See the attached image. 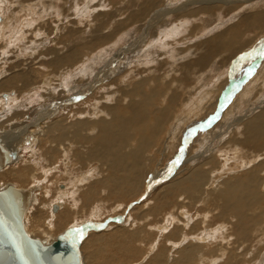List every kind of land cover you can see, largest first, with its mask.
Listing matches in <instances>:
<instances>
[{
    "label": "bare ground",
    "instance_id": "6f19581e",
    "mask_svg": "<svg viewBox=\"0 0 264 264\" xmlns=\"http://www.w3.org/2000/svg\"><path fill=\"white\" fill-rule=\"evenodd\" d=\"M14 1L15 4L21 5L20 11L27 15L22 18L21 24L30 23V20L36 21L40 14L44 19V15L51 13L48 4L52 2H55L53 8L57 7V15L62 10L60 13L64 11V16L72 19L62 33L56 32L58 34L50 36L47 46H42L43 50H38L39 47L35 45L25 47L26 52L31 51L34 56L29 57V60H16L15 64L10 66L11 73L7 74L3 72L5 66L1 61L4 60V48L11 45V32L3 30V25L0 26V93L10 91L17 94L13 111L0 114V125L5 129L0 130V136H8L15 142L5 143L0 137V146L12 152L11 159L0 170L5 166L14 165V176L20 182L36 181L38 176H44V179L41 177L43 181L38 182L40 186L31 182L32 186L23 188L20 185L18 187L16 181V185L10 183L15 188L29 191L28 201L22 212V227L25 214L30 212L40 194L46 216L42 221H38L35 227L37 229L34 230L46 236V231L50 232L61 225L60 230L50 238H38L28 234L30 228L28 229L27 225L25 233L31 238H38L44 244H49L64 229L84 225L76 236L79 247V238L89 230L91 231L88 237L91 233L93 236H99L92 231L95 228H89L95 223L96 228L101 227V224L95 221L105 218L103 214L107 210L115 215L120 209L123 210L131 199L136 203L128 206V209L131 208L129 218L126 217L119 223L121 218L111 217L112 221L118 224L113 225L109 221L107 228H115L116 231L105 237H98L102 244L105 240L110 243L111 239L116 246L115 250L122 253L125 259L139 255L140 250L136 244L139 245L149 236L153 240V233L156 232L153 245L148 246L151 251L146 255L143 253L145 257L141 258V262L136 261L137 264H254V259L259 251H262L259 245L264 246V83L260 84L261 73L252 83L256 89H252V92L246 90L247 93L244 91L242 94H252L247 95L250 98L247 107H253L257 102L261 104L258 110L250 108L247 117H240L243 111L239 113L237 110L236 121L233 116L237 112L231 115V111L237 107L242 110L239 107L243 103V100H236L241 95L236 96L222 117L220 116L221 120L207 132L219 129L218 131L210 136L197 133L199 138L196 139L195 146L199 142L204 143L205 138L215 141L210 145L208 153L187 157L185 162L179 163L181 166L176 172L175 166L174 171L167 175L170 167L168 166L160 179L156 176L159 172L157 168H163L164 162L169 159V152L177 146L176 143L181 142L186 127L192 128L191 125L204 119L215 107L214 101L210 109H207L209 98L206 94L213 86L208 82L213 69L223 72L230 60L246 49L252 43L251 39H256L258 33L263 31L264 0L249 1L245 2V5L236 4L229 8L227 13L232 9L236 10L231 11L232 15L227 24L237 19L228 26L220 22L224 16L221 15L220 5L230 1L222 3L219 0L221 4L217 5L216 2L204 3L199 0L204 4L197 7H194L193 2L190 5L194 8L189 6L191 9L177 15L173 20L168 19L156 25L153 36L150 35L152 40L146 47L138 48V41L143 42L147 29L151 28L154 25L153 20L157 19L155 14L151 13L155 8L164 5L166 0H104L94 6L84 4V8L79 6V10L66 1ZM89 1L91 0H87ZM34 2L38 3L39 8L34 7ZM103 7L107 9L97 11V8ZM167 9L171 8H166L156 15L168 11ZM35 13L36 17L38 14L37 18L33 17ZM150 14L151 22L145 24L147 15ZM76 17L79 18L76 20ZM183 20L189 22L190 26L181 28L188 24L183 25ZM59 24L62 26L61 22ZM51 26L53 28V25ZM206 26L209 27L208 30L205 29ZM140 30L141 36L132 38L133 47L137 50L134 54L138 56L134 59L135 66L121 71L118 65L108 64L113 65L115 71L110 73L107 79L104 78L107 83H102L101 89L91 97H86L87 100L84 99L79 104L74 102L75 105L70 106L74 100L80 98L81 90L88 87L86 85L91 81L90 71L93 70L86 71L88 66H85V61H100V55L103 57L104 53L123 37H135ZM202 30H206L208 36L196 39L195 36ZM183 31L186 32L185 39L179 40L183 45L179 47L176 38L178 35L174 34L178 32L181 35ZM21 32L23 33L22 30ZM49 32L51 33V29ZM15 33L17 34V30ZM171 42L178 48L176 58L170 46ZM17 48L19 52L21 49ZM34 52L38 54L35 55ZM143 55L144 58L140 59ZM241 58L243 59V56ZM44 96L55 99L51 110L46 108L44 111L41 107V112L36 110L37 115H33V119L29 121L26 116L22 117ZM192 114L197 115L198 118L194 116L197 120L191 121ZM21 117V122L13 121L11 124L13 119ZM9 127L13 131H10ZM220 131L222 134H219ZM30 132L36 135L35 140ZM217 132L218 135L215 136ZM22 138L24 142L30 143L29 148H25V152L22 149L24 153L19 155L15 148ZM31 138L34 141H31ZM48 174L53 177L50 184L44 182ZM159 182L164 183L158 187ZM35 187L38 190H35ZM147 196L151 198L148 199ZM80 203L89 205L87 215L91 216L89 218L92 222L78 224V217L70 216L71 212L80 208ZM65 204H68L70 209L66 208ZM53 206L56 208L53 209ZM193 208L196 210L192 212ZM213 219L216 221L212 222ZM93 239L96 240L95 237ZM255 242L257 245L259 243L256 245V248L259 247L257 251L251 249ZM102 244L94 249V260L99 258V254L110 259L105 250L107 245ZM116 258L119 263L124 262L122 256ZM107 259L103 262L97 260L94 264H110ZM80 260L82 264L81 252Z\"/></svg>",
    "mask_w": 264,
    "mask_h": 264
},
{
    "label": "rangeland",
    "instance_id": "374dc122",
    "mask_svg": "<svg viewBox=\"0 0 264 264\" xmlns=\"http://www.w3.org/2000/svg\"><path fill=\"white\" fill-rule=\"evenodd\" d=\"M25 2H27L26 0H24ZM24 1H21V2H24ZM46 1V0H45ZM49 1V0H48ZM64 2V1H66V3H69V2H71V5H73V6H75V8L77 9V10H79V6H81V7H83L84 6V4H87V3H89V5L88 6H94L96 3H99V2H103L104 0H94V1H89V2H87V0H79L78 2H77V0H71V1H68V0H57V3L58 2ZM81 1V2H80ZM181 3H180V2ZM220 1H222V3L223 2H225V1H230L229 3H223L222 5H220L221 3H219V0H203V2L204 3H217V5H220L221 6V15L223 16L222 17V19L220 20V22H224V23H226L227 24V22H229L230 20V16L232 15L231 13V11H233V12H235L234 10H236V9H232V10H230V11H228V13H227V10H229V8H231V7H234V6H236V4L237 5H245V2L246 3H248L249 1L251 2H255V1H257V0H248V1H246V0H220ZM258 1H261V0H258ZM9 2H10V4H9ZM12 2L14 3V4H12ZM29 2V1H28ZM47 2V1H46ZM82 2H84L83 3V5H81L82 4ZM170 2V3H169ZM175 2V3H174ZM179 2V3H178ZM188 2H190V3H188ZM193 2H194V4H193ZM202 2V3H203ZM55 2H52V3H49L48 4V7L50 8V10H51V13L50 14H47L46 16L44 15V17L46 18H42L43 17V15H42V17H41V14L39 15L40 16V18L38 17V14H37V17L39 18V20H38V18L35 16L36 15V13L33 15V17L34 18H37V20L36 21H31L30 20V23H27V24H24V23H22L21 24V22H22V18L23 17H25V16H27V15H25V12L24 11H20V10H22V7H21V5L20 4H18V3H16L15 4V1L14 0H0V26L1 25H3V27H4V29L3 30H6L7 29V31L8 32H11L12 33V29H13V33L11 34L10 33V35H11V39L9 40L10 42H11V45H9V46H6L4 49H5V53H4V60L3 61H1V63H4V69H3V72H4V74H7V73H11V70H10V66H12L13 64H15V61L16 60H18V59H23V60H29V57H32V56H34V55H31V51H29V52H26L27 50H25L26 48L25 47H29V46H32V45H35V46H38L39 48H38V50H43L42 49V46H47V44H48V39L50 38V36L51 37H53V36H55L56 34H58V33H62L63 31H64V29L65 28H68V26H69V23H70V21L72 20V19H69V18H66L64 15L66 14L64 11V13H63V15H62V13H60L62 10H60V12H58V14L59 15H57L56 14V8L57 7H55V8H53V4H54ZM79 3H81V4H79ZM188 3V4H187ZM202 3L201 2H199V0H166V3L164 4V5H162V6H160V7H157V8H155L154 9V11L151 13V14H155V16H156V18L157 19H155V20H157L156 22L158 23H156V22H154L155 20H153V22H152V24H154V25H152V27L151 28H148L147 30L148 31H146V34L143 36V42H139L138 41V43H137V48L139 47V46H142V47H146L147 45H148V43H149V41L150 40H152V39H150V35L151 36H153L152 34H153V32H154V27L156 28L159 24H161L163 21H165V20H173L175 17H177V15H181V14H183L186 10H188V9H191L192 7H193V5H194V7H197V5H199V6H201L202 5ZM203 3V4H204ZM239 3V4H238ZM35 4V5H34ZM34 7H37V8H39V6H38V3L37 2H34ZM169 4H170V6H169ZM190 4H193V5H190ZM231 4L233 5V6H231ZM6 5V6H5ZM11 5V6H10ZM12 5H15L14 7L12 6ZM184 7H183V6ZM187 5V6H186ZM191 8H190V7ZM5 7V8H4ZM21 8V9H19V8ZM171 8L172 9V11H171V9H167L168 11H166V12H164V13H161V14H159V15H156V13H158V12H162L163 10H165L166 8ZM189 7V8H188ZM193 7V8H194ZM224 7V8H223ZM228 7V9H226ZM19 10H18V9ZM84 8V7H83ZM87 8V7H86ZM163 8V9H162ZM180 8H182V9H180ZM185 8H187V9H185ZM10 9H11V11H10ZM16 9H17V11H16ZM55 9V10H54ZM107 8H105V7H103L102 9L101 8H97V11L98 10H106ZM7 10V11H6ZM155 10H157V11H155ZM176 10V11H175ZM237 10H239L238 8H237ZM4 11V12H3ZM19 11V12H18ZM52 11H54V12H52ZM181 11V12H180ZM224 11H225V13H224ZM77 13V16H79V14H78V11H76ZM180 12V13H179ZM15 13V14H14ZM20 13V15L18 16V14ZM56 15V17H55V15ZM166 13V14H165ZM224 13V14H223ZM147 15V21L145 20V24H147V23H149L148 21H150L151 22V16L152 15ZM175 14V15H174ZM51 15V16H50ZM52 15H54L53 17H52ZM50 16V17H49ZM60 16H62V17H60ZM64 16V17H63ZM148 16H150V17H148ZM159 16V17H158ZM49 18L50 19H52L53 18V20H49ZM58 18H59V21H58ZM79 18V17H78ZM77 17H76V20L78 19ZM167 18V19H166ZM12 19V20H11ZM63 19V20H62ZM65 19H66V21H65ZM235 19H237V18H235ZM235 19L234 20H232L231 21V23H233L234 21H235ZM62 20V21H61ZM9 21H10V23H9ZM18 21V22H17ZM184 21V20H183ZM49 22V23H48ZM59 22H61L62 23V26H61V24H59ZM66 22V24H64V23ZM207 22V21H206ZM6 23H7V27H6ZM156 23V24H155ZM186 23H188L189 24V22H187V21H184V23H183V25L184 24H186ZM231 23H229V24H231ZM15 24H16V26H15ZM176 24L178 25L179 23H177L176 22ZM188 24H186V25H184L183 27H181V28H185V27H188V26H190V24L188 25ZM226 24H224V25H226ZM229 24H227V26L229 25ZM47 25V26H46ZM49 25H50V27H49ZM51 25H53V28H51L52 26ZM58 25V26H57ZM157 25V26H156ZM28 26V27H27ZM36 26V27H35ZM71 26H73V25H71ZM70 26V27H71ZM145 26V25H144ZM178 26H180V25H178ZM207 26H209L208 24H207ZM205 27V29L207 28V30H208V28L209 27ZM14 27V28H13ZM23 27V28H22ZM30 27V28H29ZM47 27H49V28H47ZM58 27H60V28H58ZM16 28V29H15ZM21 28V29H20ZM34 29V30H33ZM45 29H46V31H45ZM50 29H51V33L49 32L50 31ZM53 29V30H52ZM153 29V30H152ZM202 29H203V27H202ZM17 30V34L15 33L14 34V32ZM21 30L23 31V33L21 32ZM40 30H41V32H40ZM57 30V31H56ZM25 31H27L26 33H24ZM32 31H34V32H32ZM52 31H54V32H52ZM56 32H58V33H56ZM143 32V31H142ZM149 32L151 33V34H149ZM206 32V30L205 31H201L200 33H199V35H197V36H195V38L196 39H198L199 37L200 38H202L203 39V37L205 38V37H207L208 36V34L207 33H205ZM27 33H29V34H27ZM33 33H35V35L33 34ZM55 33V34H54ZM140 33H141V30H140V32H138V34H137V36L135 35V37H127V36H125V37H123L122 38V40L119 42V43H116L115 44V46L113 47V48H110L107 52H105L104 53V56L102 57L101 55H100V57H101V59H100V61H98V59L97 60H94L93 61V63L90 61V59H88L87 61H85L86 63V65L85 66H88V68L86 69V71L87 70H89V69H91V70H93V71H90V80L91 81H89V82H91V83H87V85L86 86H88V87H86L85 89H83V90H81L82 92L80 93L81 94V96H79L80 98H77L76 100H74L73 101V103L70 105V106H72V105H75V103L77 102L78 104L79 103H81L82 102V100L84 101V99L86 98V97H91V95L92 94H94V92H97L99 89H101V86H102V83H107V81H105V79H107L106 77H108L109 75H110V73L112 74V72H114L115 71V69H114V67H113V65H118V67L121 69V71H124V70H129L130 68H133L134 66H135V62H134V59L135 58H137L138 56L136 55V54H134L135 53V51H137L136 50V48H134L133 47V42H134V40L133 39H135L136 37H139V36H141L140 35ZM183 33V34H182ZM181 33V35H179V33L178 32H175V34L174 35H178V37L176 36V38H177V41H176V38H174L175 39V41L177 42V45L180 47V46H183V45H181L180 44V42H179V40H181V39H185V33L186 32H182ZM34 36H33V35ZM201 34V35H200ZM203 34V35H202ZM205 34V35H204ZM21 36V37H20ZM46 36V37H45ZM33 39H32V38ZM48 37V38H47ZM30 38H31V40H30ZM47 38V39H46ZM128 38V39H127ZM133 38V39H132ZM24 39H27V40H24ZM29 39V40H28ZM40 39H42L41 41H40ZM169 40H170V38H168ZM202 39H199L200 41L202 40ZM14 42H12V41ZM17 40V41H16ZM19 40H20V42H19ZM24 40V41H23ZM35 42H34V41ZM37 40H39V41H37ZM154 40V39H153ZM16 41V42H15ZM29 41H31V42H29ZM38 42V43H37ZM41 42V43H40ZM45 42V43H44ZM251 44H249V46L248 47H246V49H244L242 52H240V53H238L237 55H235L231 60H230V62H229V64L227 65L228 67L226 68V69H224V71L223 72H221V71H219V69H213V76H212V72H211V79L209 78V80H208V82H211L212 84H213V86H212V88L211 89H209L208 91H207V96H208V98H209V100H208V105H207V109H210V107L213 105V103H214V101H215V107L213 108V110H212V112H210L209 114L207 113V115H206V117L204 118V119H200V120H198L197 122H196V124L195 125H191V127L192 128H187L186 127V129L183 131V133H182V136H181V142L178 144V143H176L177 144V146L175 147H173V149L169 152V159L167 158L166 159V161L164 162V165H163V168H157V170L160 172V174H159V172H158V176H156L157 178H159L160 179V177L163 175V174H165V172H166V170H167V168H168V166L170 165V163L171 162H174L175 160H176V162H178V166L176 165V169H175V172L177 171V169L181 166V165H179V163L181 164L182 162H185L188 158H191V157H195V156H197V155H199V154H205V153H208V150H209V147H210V145H212V143L213 142H215L214 140H212V139H206L205 137V140H204V143H202L201 142V144H202V146L200 147V142H199V144L197 145V146H195V144H197L196 142V139H198L199 137L197 136L199 133H200V135L203 133V134H205V135H208V136H210L213 132H216V131H218V130H215V131H212V132H207V131H209V130H211V128L213 127V126H215L218 122H219V120H221V117H222V114H223V112L227 109V107L233 102V100L236 98V96H238V95H241V97H239V98H236V100L238 101L239 99V101H241V100H243V103H241V107H239V108H241L242 110H240V109H238V107H237V109H234V110H232L231 111V115H233L235 112H237V114L235 113L234 114V119H236V118H238L237 116H238V111H239V113H241L242 111L244 112V110H245V108H246V110H245V112L243 113H241V116H240V114H239V116L240 117H244V115L247 117L250 113V111H249V109L250 110H258L259 108H260V106H261V104L260 103H258L257 104V102H255L256 103V106H255V103H254V106L253 107H247L248 106V100H250V98H248V96H252V94H246V96H244V95H242L243 94V92L245 91L246 93H247V91H250L251 90V92H252V89H256V87L254 86V84H252L253 83V81H254V79H256L257 78V76H258V74L259 73H261L262 74V76H261V79H260V81H262L260 84H262V83H264V76H263V74H264V70H262L263 68H264V29H263V31H261V34H260V32L258 33V35H257V37H256V39L253 37L252 39H251ZM26 43H28V44H26ZM31 43V44H30ZM35 43V44H34ZM44 43V44H43ZM141 43V44H140ZM14 44H15V46H14ZM22 44H25L24 46L22 45ZM145 44V45H144ZM128 45V46H127ZM170 46L173 48V49H175V50H173L172 49V52H173V55H174V58H176V53H177V50H178V48H175V46H174V44H173V42H171L170 43ZM13 47V48H12ZM17 47H19V49H21L19 52H17L18 50V48ZM8 49V50H7ZM134 49V50H133ZM11 52H10V51ZM111 50V51H110ZM22 51H23V53H22ZM25 52V53H24ZM175 52V53H174ZM11 53V54H10ZM20 53V54H19ZM34 53H36L35 55H37L38 54V52H34ZM110 53V54H109ZM140 53V52H139ZM9 54V55H8ZM15 54L17 55V56H19V57H17V56H15ZM245 54V55H244ZM248 54V55H247ZM128 55V56H127ZM153 55H154V52H153ZM15 56V57H14ZM23 56V57H22ZM120 56V57H119ZM243 56V59L241 58ZM25 57V58H24ZM126 57V58H125ZM11 58V59H10ZM90 58H91V56H90ZM106 58V59H105ZM144 58V55L142 56V57H140V59H143ZM239 59V60H238ZM111 60V61H110ZM119 60V61H118ZM90 61V62H89ZM263 62V63H262ZM113 64V65H108V64ZM122 63V64H121ZM6 64V65H5ZM88 64H90V65H88ZM243 64V65H242ZM106 65V66H105ZM132 65H134V66H132ZM108 66V67H107ZM124 66V67H123ZM7 67V68H6ZM99 69V70H98ZM258 69V70H257ZM101 70V71H100ZM110 70V71H109ZM112 70V71H111ZM9 71V72H8ZM96 73H95V72ZM108 71H109V73H108ZM260 71H262V72H260ZM91 72H92V74H91ZM102 72H103V74H102ZM258 72V73H257ZM222 73H224V74H222ZM104 74H105V76H104ZM101 75H102V77H101ZM215 75V76H214ZM94 76V77H93ZM99 76V77H98ZM104 76V77H103ZM91 77H92V79H91ZM98 77V78H97ZM105 78V79H104ZM253 78V79H252ZM263 78V79H262ZM101 79H102V81H101ZM93 80H94V82H93ZM220 80V81H219ZM259 81V80H258ZM259 81V82H260ZM97 82V83H96ZM207 82V83H208ZM217 82H219V83H217ZM103 84V85H104ZM259 84V85H260ZM69 85V84H68ZM99 85V86H98ZM259 85H257V86H259ZM208 86H209V84H208ZM208 86H207V88H208ZM211 86V85H210ZM95 87H98V89L97 88H95ZM89 88V89H88ZM94 88H95V91H94ZM246 88V89H245ZM216 89H217V91H216ZM264 89V87L262 88V90ZM88 90H90L89 92H88ZM247 90V91H246ZM101 91V90H100ZM103 91V90H102ZM254 91V90H253ZM8 92H10V91H4V92H1L0 93V97H1V99H3V100H1V102L2 103H0V114H3V113H5V112H7V111H9L10 110V113L13 111V107L15 106V98H16V96H15V94H13L12 92H10V93H8ZM242 92V93H241ZM12 93V94H11ZM90 93V94H89ZM84 96H83V95ZM216 94H218V95H216ZM2 95V96H1ZM17 95V94H16ZM248 95V96H247ZM9 96V97H8ZM217 96V97H216ZM48 96H44V98H41L39 101H37V102H35L33 105H32V108H31V111H27L26 113H28V115L26 114H24L22 117H24V116H26V118H27V121H29L30 119H33V117L35 116V115H37V113L38 112H41V109H43L44 111L46 110V108L48 109V111L49 110H51L52 109V106H53V104L52 103H54L55 102V99H52V97H50L49 96V98H47ZM84 97V98H83ZM246 97V98H245ZM14 98V99H13ZM216 98V99H215ZM261 98V97H260ZM262 98H264V97H262ZM49 99H51V100H49ZM45 101L44 103H43V101ZM46 100H48V101H46ZM79 100H80V102H79ZM85 100H87V99H85ZM254 100V99H253ZM12 101V102H11ZM56 101H58V100H56ZM238 101V102H239ZM264 101V100H263ZM75 102V103H74ZM242 102V101H241ZM14 105H13V104ZM3 104V105H2ZM12 104V105H11ZM37 104H38V106H37ZM260 104V105H259ZM10 105V106H9ZM34 105H36V106H34ZM48 105H50L51 107L49 108V106ZM224 105V106H223ZM243 105H245V107L243 106ZM262 105H263V103H262ZM33 106H34V108H33ZM69 106V107H70ZM4 109H3V108ZM9 107V108H8ZM41 107H43V108H41ZM69 107H67V108H69ZM61 108V107H60ZM59 108V109H60ZM257 108V109H256ZM38 112H37V111ZM219 110V111H218ZM238 110V111H237ZM33 111V112H32ZM35 111H36V113H35ZM234 111V112H233ZM32 112V113H31ZM51 112H53V111H51ZM48 113V112H47ZM50 113V112H49ZM48 113V114H49ZM32 114V115H31ZM196 114V113H195ZM195 114H192L193 115V117H191V121L192 120H197V115H195ZM31 117H30V116ZM34 115V116H33ZM51 115V114H50ZM228 115H230V114H228ZM237 115V116H236ZM33 116V117H32ZM197 117V118H195V117ZM221 116V117H220ZM22 117L19 119V118H15V119H13L12 121H11V124L13 123V121L14 122H16V123H19V122H21L22 121ZM192 118H194V119H192ZM212 120H211V119ZM215 118V119H214ZM211 120V121H210ZM43 121V120H42ZM232 121L233 122H235V120H233L232 119ZM231 121V122H232ZM236 121H237V119H236ZM231 122H229V123H231ZM207 124V125H206ZM208 125H210L209 127H207ZM0 130H2V131H4L5 129L0 125ZM3 128V129H2ZM28 128L29 127H27V130H28ZM9 130L10 131H13V130H11V127H9ZM222 131V130H221ZM219 132V134H222V132ZM0 133H1V131H0ZM186 133H187V135H186ZM198 133V134H197ZM30 134H31V136L33 137V139L36 137V135L35 134H33V132L31 133L30 132ZM225 133L223 132V135H224ZM218 135V132H217V134L215 135V136H217ZM1 137V136H0ZM197 137V138H196ZM220 137V136H219ZM218 137V138H219ZM6 138V139H5ZM5 138L4 137H1V139L5 142V143H10V142H14V139L13 138H9L8 136H5ZM218 138H215V139H218ZM32 138L30 139L31 141H34ZM6 140V141H5ZM15 143V142H14ZM28 143H30V142H28ZM28 143H26V142H24V138H22V140L20 141V142H18L17 144H16V148H15V150H16V153L17 154H19V155H22L24 152H25V148H29V144ZM223 143V142H222ZM221 143V144H222ZM27 144V145H26ZM194 144V145H193ZM220 144V145H221ZM18 145V146H17ZM26 145V146H25ZM219 145V146H220ZM24 146V147H23ZM18 147V148H17ZM22 149H24V152H22L23 150ZM18 150V151H17ZM29 151V150H28ZM27 151V152H28ZM173 152H174V154H173ZM22 153V154H21ZM214 154H215V151H214ZM172 156V157H171ZM188 157V158H187ZM221 164H222V162H221ZM14 165H8V166H5L3 169H1L0 171V188H2L5 184H14V185H16V183H17V185H18V187H19V185L21 186V187H23V188H26V187H29V186H32L33 185V183L35 184V183H37V184H35V185H39L38 184V182H41V181H43L42 179H44L42 176H38L37 178H36V181H31V182H33V183H31L30 181H27V182H20L19 180H17L16 178H15V176H14ZM167 167V168H166ZM154 171V170H153ZM12 175V176H11ZM51 174H48L47 176H46V181H44L45 183H47L48 182V184H50V183H52V179H53V177H51L50 176ZM160 175V176H159ZM41 177H42V179H41ZM155 177V178H156ZM51 178V179H50ZM148 179V178H147ZM10 180V181H9ZM40 180V181H39ZM52 180V181H51ZM15 181H16V183H15ZM51 181V182H50ZM161 183V184H160ZM164 182H159L158 183V187H160L162 184H163ZM32 184V185H31ZM145 184L147 185V181L145 182ZM40 186V185H39ZM156 186V187H157ZM155 187V188H156ZM35 190H38L37 189V187H35L34 188ZM153 190V189H152ZM152 190L150 191L151 193H152ZM154 191V190H153ZM41 192V191H40ZM144 192H145V189H144ZM143 192V193H144ZM42 194H40V195H38V197H39V200H37V201H35L34 203H33V208L30 210V212L28 213V214H25V216H24V219H23V227H24V230H25V225H27L28 226V229L30 228H32L33 226V229H29V232H27L26 230H25V232H27L28 234H31L32 236H34V237H38V238H46V237H52V236H54V234H56V232H58L59 230H60V228H61V225H58L57 227H55V228H53L50 232L48 231H46L45 233H46V236H43L39 231H36V230H34V229H37V228H35L36 227V224L38 223V221L40 220V221H42L44 218H45V216H46V212H45V210H43L44 208H43V206H42V203H41V199H42V196H41ZM144 196H142V198H143ZM148 197V196H147ZM146 197V198H147ZM151 197H148V199H150ZM134 202V200H131L130 199V201H129V203H128V205H126V209L125 208H123V210L122 209H120V211H118V212H116L115 213V215H113V213H110L109 211L110 210H107V212L106 213H104L103 215L104 216H106L105 218L103 217L102 218V220H100V221H95V222H98L99 224H101V227H99V228H95V229H93L92 231L96 234V235H99V236H93V233H91L90 234V236L88 237V233H89V231H91V230H89L87 233H85L84 235H83V237H81V238H79V240H78V243H79V248H80V252H81V258H82V264H94V262L95 261H97V260H101L102 262L105 260V259H107L105 256H103L102 254H99V255H97V257H99V258H97V260L95 259L94 260V258H93V252H94V249H96L97 247H99L101 244H102V240H98V237H105V236H107V235H110V234H112V233H114L116 230H114L113 228H107V226L110 224V222H111V224H113V225H117L118 224V222H114V221H112V218H121V221L119 222V223H121L126 217H128L129 218V216H130V210H131V208H129L128 209V206H130V204L131 203H133ZM134 203H136V202H134ZM80 204H82L81 206H80V208L76 211V212H71V214H70V216L73 218L74 216L75 217H78L77 219H78V224H85V223H88V222H92L91 220H90V218H91V216L90 215H87V213H88V208H89V205H86L85 203H80ZM65 206H66V208H68V209H70V206H68V204H65ZM129 210V212H128V210ZM194 209V210H193ZM191 211L193 212V211H195L196 210V208H193ZM57 212V211H56ZM109 212V213H108ZM132 212V214H133V211H131ZM129 215H128V214ZM132 214H131V218H132ZM27 215V216H26ZM192 215V214H191ZM133 216H134V214H133ZM90 217V218H89ZM112 217V218H111ZM88 218V219H87ZM85 219H86V221H85ZM84 220V221H83ZM219 220V219H218ZM107 221V222H106ZM110 221V222H109ZM216 221V219H213L212 220V222H215ZM83 222V223H82ZM102 222V223H101ZM135 222H136V219H135ZM26 223V224H25ZM28 223V224H27ZM104 223H106V224H104ZM108 223V224H107ZM129 223V222H128ZM127 223V224H128ZM133 223V222H132ZM138 223V222H137ZM96 224V223H95ZM134 224V223H133ZM133 224H128V225H133ZM137 225V224H136ZM199 226H201V225H199ZM104 227V228H103ZM106 227V228H105ZM105 229V230H104ZM107 229H109V231L107 230ZM34 230V231H33ZM65 230V229H64ZM98 231V232H97ZM102 231H106L107 233H105V232H102ZM54 233V234H53ZM101 233H103V234H101ZM142 233V232H141ZM145 232H143L142 234H144ZM38 234V235H37ZM101 234V235H100ZM156 234V232L155 233H153V240L155 241V236H157V235H155ZM30 235V236H31ZM42 235V236H41ZM41 236V237H40ZM95 237L96 238V240L95 239H93V237ZM152 238H151V236H149V238H147L145 241H142L139 245L138 244H136V246H137V248L140 250V254L139 255H134L133 257H132V259H129V258H127V259H125L124 257H123V255H122V253H119L118 251H116L115 250V248H116V246L113 244V242H112V240L110 239V243L109 242H106V240L104 241V243L102 244V245H104V244H106L107 245V247L108 248H106L105 250L109 253V256H110V259L108 260V261H110V264L112 263V264H137V262H141L142 261V259L141 258H144L145 256H143L142 254L144 253V255H146V254H148L150 251H151V247H148V246H150V245H153V240H151ZM180 240H182V238L180 237ZM48 241V240H47ZM152 243V244H151ZM256 243V242H255ZM142 244V245H141ZM161 244H162V241H161ZM256 245H257V243L256 244H254L253 246H252V248H251V246H250V248L251 249H256L255 251H257L258 249H259V247L260 248H262V251L260 250L259 251V253H258V255H257V257L254 259L255 260V263L256 264H264V246H263V244L262 245H259V243H258V245H259V247H257L256 248ZM257 245V246H258ZM110 247V248H109ZM255 247V248H254ZM250 249V250H251ZM109 250V251H108ZM237 255H238V251H236L235 252ZM167 254V253H166ZM111 255H114L113 257L111 256ZM122 256V258H123V260H124V262L123 263H119V261H118V259L116 258V257H118V258H120ZM142 256V257H141ZM101 257V258H100ZM109 258V257H108ZM167 259V258H166ZM137 261V262H136ZM131 262V263H130ZM209 262V261H208ZM254 263V264H255ZM199 264H201V263H199ZM245 264H249V263H245Z\"/></svg>",
    "mask_w": 264,
    "mask_h": 264
},
{
    "label": "water",
    "instance_id": "95a60500",
    "mask_svg": "<svg viewBox=\"0 0 264 264\" xmlns=\"http://www.w3.org/2000/svg\"><path fill=\"white\" fill-rule=\"evenodd\" d=\"M11 157L12 152L0 146V168ZM176 164V160L170 163L167 175L174 171ZM28 197L29 191L10 184L0 189V264H81L76 236L84 225L64 230L49 244L31 238L22 227V212ZM96 226L92 224L89 228Z\"/></svg>",
    "mask_w": 264,
    "mask_h": 264
}]
</instances>
